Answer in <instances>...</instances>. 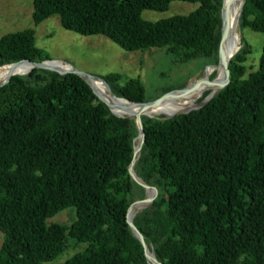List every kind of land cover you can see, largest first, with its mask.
Wrapping results in <instances>:
<instances>
[{
    "label": "trees",
    "instance_id": "trees-1",
    "mask_svg": "<svg viewBox=\"0 0 264 264\" xmlns=\"http://www.w3.org/2000/svg\"><path fill=\"white\" fill-rule=\"evenodd\" d=\"M174 1L198 6L157 21L141 16ZM32 7L35 25L56 17L66 30L104 36L127 52L164 48L179 63L218 61L222 0H33ZM239 28L264 35V0L245 1ZM240 43L228 83L207 104L141 118L134 170L157 195L133 224L160 264H264V41L254 71ZM20 59L49 60L33 29L0 38V66ZM103 79L117 97L147 101L138 79L122 86L116 74ZM137 135L134 118L112 114L75 74L33 69L0 87V264L50 262L69 239L86 246L60 264H149L126 221L139 201L129 175ZM67 208L75 210L70 226L47 224Z\"/></svg>",
    "mask_w": 264,
    "mask_h": 264
},
{
    "label": "rangeland",
    "instance_id": "rangeland-1",
    "mask_svg": "<svg viewBox=\"0 0 264 264\" xmlns=\"http://www.w3.org/2000/svg\"><path fill=\"white\" fill-rule=\"evenodd\" d=\"M32 3L33 0H0V38L9 33L33 29L36 47L49 60L71 65L80 72L100 78L116 74L119 76L117 81L119 86L124 85L131 78H136L144 87L146 102L160 98L165 89L180 90L199 81L208 70L210 64L208 59L198 58L186 63H179L175 62L164 48L127 52L104 36H86L66 30L61 27L56 17L35 25L32 19ZM197 6L198 4L174 1L165 11L145 10L141 16L144 20L157 21L174 15L188 14ZM237 33L239 49L243 46L240 43L241 37L250 49L245 63L246 68L248 71H254L258 68L264 35L249 29L240 30L239 26ZM8 69L9 67H4L0 70ZM215 75L216 70L210 74V79L216 77ZM205 81L203 80L200 84H205ZM210 83L211 81L208 80L204 89L205 93L210 92L216 80L212 84ZM185 91L179 95L184 94ZM179 97L181 96H176L172 100ZM200 97L194 103L200 100ZM194 98H188L184 104L193 103ZM167 114L144 115V117L157 118ZM133 193L138 198L137 200L146 198L145 189L136 183ZM74 220L75 210L67 208L49 218L47 224L56 223L70 226ZM1 244L2 234L0 233V246ZM85 246V244H78L75 240L69 239L67 249L54 260L44 264L63 263L75 253L82 251Z\"/></svg>",
    "mask_w": 264,
    "mask_h": 264
},
{
    "label": "water",
    "instance_id": "water-1",
    "mask_svg": "<svg viewBox=\"0 0 264 264\" xmlns=\"http://www.w3.org/2000/svg\"><path fill=\"white\" fill-rule=\"evenodd\" d=\"M231 0H222V7H221V29H220V38H219V48H218V61L217 63L215 64H212V65H208V70L205 71V75L204 77L202 78V80H207L209 79V76L212 72H214L220 65H223V72H224V75H225V82L223 83L222 87L217 91L219 92L229 81V69H228V66H229V63H230V60L231 58L234 56L231 55V56H227L225 60L221 61L220 60V50L222 47H224V42H225V38H226V34H227V31H228V25L227 23L225 22V19H224V10H225V5H226V2H230ZM245 1L246 0H240L239 1V4H238V7H237V13H236V19H235V22L233 23V26L232 27H235L237 28L240 24V17H241V13H242V10H243V6L245 4ZM18 61H24V62H27L28 64L32 65V69L30 70V72L33 70V69H40V70H46V71H50V72H55V73H58L60 75H65V74H75L77 76H79L92 90V92L96 95V97L101 101L103 102L110 110V112L118 117H127V118H134L135 119V123H136V126H137V130H138V135L137 137L135 138V140L137 138H140V141H139V146H138V153L141 149V146L143 144V141H144V128H143V125H142V116H148V114L145 112V110L149 107H152V106H155V105H158V104H162V103H166L168 102L169 100H172L174 97H176L177 95H179L181 92L189 89V88H192L194 87L196 84H198V81L183 88V89H180V90H174V91H170L168 93H165L163 94L160 98H157L153 101H148V102H131L127 99H124V98H119L125 102H127L129 104V107L130 108H138L137 111L135 112H132L130 114H119L118 112L114 111L111 106L109 105V102L100 98L95 92L94 90L92 89V87L90 86V84L88 83V81L85 79V77H89V78H92V79H95V80H98V81H101L107 88V92H108V95H109V98L112 99V97L115 95L111 89V86L109 85V83L103 79V78H100V77H97V76H92V75H89V74H86V73H83V72H80L78 71L76 68H74L73 66L70 65L71 69H68V70H64V71H61V70H58V69H55V68H52L51 66H49L51 63H54V62H58L56 60H44V61H41V62H35V61H31V60H26V59H20V60H17L15 62H18ZM29 72V73H30ZM28 73V74H29ZM12 76H15L13 74H10L8 75L7 79L4 80V81H0V87H2L3 85H5L7 82L10 81L11 77ZM216 92V93H217ZM216 93H212L210 92L201 102H200V106L197 107V108H194V109H191V110H187V111H181V112H176L174 114H172L171 116H164L166 118H172L174 116H177L179 114H186V113H189L193 110H197V109H200L201 107H203L205 104H207L209 102V100H211ZM128 110V109H127ZM134 140V141H135ZM136 151H135V148L133 150V158H132V161L129 165V175L131 177V179L136 183L138 184L139 186L143 187L144 189H150L152 191V196L149 198V199H144V200H139V201H136L134 203H132L130 205V207L134 204H144L143 206H141V209H144L146 208L148 205H150L153 200L155 199L156 195H157V192L154 188L146 185L140 178L137 177L135 171H134V165H135V162H136ZM129 207V208H130ZM129 208L127 210V217H126V221H127V224L128 226L130 227L131 229V232L132 234L138 239V241L141 243L143 249H144V255L147 259V262L149 264H160L156 259L155 257H151L150 254H149V250L147 248V245L144 241V238L143 236L139 233V231L136 229V227L134 226L133 224V220H129L128 219V212H129Z\"/></svg>",
    "mask_w": 264,
    "mask_h": 264
},
{
    "label": "bare ground",
    "instance_id": "bare-ground-1",
    "mask_svg": "<svg viewBox=\"0 0 264 264\" xmlns=\"http://www.w3.org/2000/svg\"><path fill=\"white\" fill-rule=\"evenodd\" d=\"M239 1L240 0H231L230 2H226V5H225L224 19H225V22L227 23V25L229 27H228V31L226 34L224 47H222L220 50V56L219 57H220L221 61L225 60L227 56L229 57V56L235 54L237 52V50L239 49V35L237 33V28L232 27L233 23L235 22V19H236V13H237V7L239 4ZM49 66H51L52 68L61 70V71L71 69V67L69 65H66V64H63L60 62L51 63ZM4 67H9V69L8 70H0V81L6 80L8 75H10V74L18 75V76H26V75H28L30 70L33 68L32 65H30L24 61L17 63V64L2 65V66H0V69H2ZM85 79L88 81V83L90 84V86L92 87L94 92L100 98L108 101L111 108L114 111L118 112L119 114H123V115L124 114H130V113L138 110V108H130L129 104L127 102L119 99L116 95H114L112 97V99H110L108 92H107V88L101 81H98V80H95V79H92L89 77H85ZM208 80H210V77H209V79H207L205 81V84L204 83L200 84L203 81L202 79H200L198 81V84H196L192 88L187 89L184 92V94L177 95V96H181L178 99L169 100L166 103H162V104H158V105L149 107L145 110V112L151 116L152 115H162L163 113H168L167 116H171L172 114H174L176 112L187 111V110H191V109L199 107L200 106L199 100L196 103L191 102L188 104L187 103L184 104V101L187 100L188 98H194L195 97L193 99V102H195L196 99H198L200 96H202L203 93H205L204 89H205V86H206V83ZM215 80H216V83L211 88V92L213 94L216 93L222 87L223 83L225 82L223 65H220L216 69V77L211 81L210 84H212ZM181 93H183V92H181ZM139 141H140V138H137L135 140V143H134V148L136 151V157H135L136 160L139 157V153L137 150L138 146H139ZM137 143H138V145L136 147ZM145 194H146L145 200L149 199L152 196V191L150 189L145 188ZM143 205L144 204H138V205L133 206L131 208V210L129 211L128 219L133 220L135 218L136 214L140 211L141 206H143ZM135 208H138V211L136 213H134L130 219V212ZM149 254L151 257L154 256L153 253L150 251H149Z\"/></svg>",
    "mask_w": 264,
    "mask_h": 264
}]
</instances>
